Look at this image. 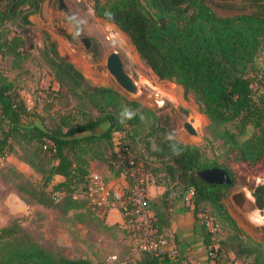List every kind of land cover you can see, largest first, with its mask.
<instances>
[{
    "label": "trees",
    "instance_id": "1",
    "mask_svg": "<svg viewBox=\"0 0 264 264\" xmlns=\"http://www.w3.org/2000/svg\"><path fill=\"white\" fill-rule=\"evenodd\" d=\"M43 1L0 0V58H18L24 46L7 24L29 26V18L40 11ZM216 6L233 13H216L208 0H91L93 15L125 35L140 62L158 81L179 86L184 99L192 97L209 123L211 136L221 142L222 157L264 168V0L236 4L221 0ZM40 59L56 86L47 88L45 95L70 96L79 107L89 106L97 115L73 125L62 120L51 130L24 126L21 121L28 111L12 83L0 74V159L12 150V143L31 144L34 161L25 163L39 175L38 181L18 186L25 194L24 202L29 199L43 208H55L61 215L82 208L87 203L89 163H104L108 170V160L114 155L111 132L121 131L135 161L139 163L133 143H138L158 164L155 170L162 173L164 186L141 164L149 184L163 187L158 205L154 198L149 199L150 207H156L155 225L160 234L167 224L171 194L179 192V198L189 195L185 210L205 249L204 264H264V244L252 243L246 248L225 209L223 200L234 184L225 165L209 161L197 147L177 141L166 114L156 115L113 88L92 85L58 54L45 33ZM101 126L104 129L97 132ZM45 141L52 149L43 148ZM211 168L222 169L231 184H208L196 176ZM55 177L59 180L53 182ZM248 192L261 209L264 184L254 185ZM74 195L80 199L75 200ZM204 206L210 208L207 215L200 211ZM21 221L23 218H15L0 228V264H93L51 254L31 239ZM218 223L230 235L215 242ZM137 264H173V259L142 255Z\"/></svg>",
    "mask_w": 264,
    "mask_h": 264
},
{
    "label": "rangeland",
    "instance_id": "2",
    "mask_svg": "<svg viewBox=\"0 0 264 264\" xmlns=\"http://www.w3.org/2000/svg\"><path fill=\"white\" fill-rule=\"evenodd\" d=\"M208 1L220 15L233 13V10L224 11L216 6L221 0ZM224 1L236 4L239 0ZM61 3L63 8L59 7L58 0H44L40 11L29 18V26L15 28L7 24L8 29L24 42L18 58H0V74L12 83L28 111L21 124L51 130L62 120L73 125L97 115L89 106L79 107L70 96H55L53 93L45 95L44 87L56 89L55 82L51 81V75L40 59L42 36L45 33L55 43L58 54L72 63L92 85L113 88L128 101H135L156 115L166 114L177 141L195 146L203 158L225 165L234 182L223 200L225 209L240 230L239 237L246 248L252 243L264 244V204L259 210L253 208L242 214L230 201L234 192L244 190L248 193V188L264 184V168L259 164L249 166L222 157L221 142L211 136L209 123L197 111L192 97L188 95L184 99L179 86L158 81L140 62L125 35L112 24L93 15L91 0H61ZM83 41L88 47H85ZM110 52H116L120 56L124 71L138 88L136 96L122 92L105 70V58ZM261 86L264 89V79ZM185 122L191 124L195 136L186 135L183 130ZM104 127L101 126L96 131H101ZM12 144V150L0 159V228L7 226L15 218H23L22 229L34 242L55 256L69 260L87 259L93 264H137L142 255L136 258L125 246L118 216L114 211L96 210L86 203L78 210L61 215L55 208H43L29 199L27 203L24 202L25 194L18 186L38 181L39 175L25 163L34 161L31 157L33 146ZM133 147L139 163L151 171L155 181L161 184L162 173L155 170L158 169V164L146 155L140 144L133 143ZM105 167L106 164L95 161L90 172L105 176ZM58 180L55 177L53 182ZM162 192L163 187L149 184V199L154 198L155 205H158L157 200ZM178 196L179 192L171 194L166 207L167 224L163 236L178 250V258L173 259V264H190V256L184 254L188 252L180 251L190 247V231H187L190 227H187L186 217L190 218L191 214L185 210L188 206L186 197ZM74 199H80V195H74ZM151 209L154 213L156 207ZM200 211L207 215L210 208L204 206ZM208 220L210 219L205 223ZM207 227H210V223ZM217 227L213 235L215 242L229 237L228 228L219 223ZM202 253L206 255L205 249H202ZM112 257H115L114 261L110 259ZM193 264L204 262L194 260Z\"/></svg>",
    "mask_w": 264,
    "mask_h": 264
},
{
    "label": "built area",
    "instance_id": "3",
    "mask_svg": "<svg viewBox=\"0 0 264 264\" xmlns=\"http://www.w3.org/2000/svg\"><path fill=\"white\" fill-rule=\"evenodd\" d=\"M111 141L114 155L108 160L107 175H89L84 193L87 205L116 213L124 244L136 258L141 255L178 258L175 245L169 243L155 225L156 219L149 205L147 173L135 161L123 132L112 131ZM43 148L52 149V144L45 141ZM188 198L189 195L185 198L187 203ZM208 223L210 220L206 225ZM110 259L114 261L115 257Z\"/></svg>",
    "mask_w": 264,
    "mask_h": 264
},
{
    "label": "water",
    "instance_id": "4",
    "mask_svg": "<svg viewBox=\"0 0 264 264\" xmlns=\"http://www.w3.org/2000/svg\"><path fill=\"white\" fill-rule=\"evenodd\" d=\"M59 7H62L61 0H58ZM104 68L107 73L110 75L114 84L125 94L130 96H136L138 92V88L134 82V80L124 71L122 66V62L120 56L116 52H110L106 58L104 63ZM183 130L188 136H195V131L192 128L190 123H183ZM196 176L208 183L214 185H227L231 184L230 178L228 175L219 168H211L198 171ZM230 201L232 205L242 214L248 213L251 209L256 208L254 204V200L251 197L250 193L240 190L234 192L230 196Z\"/></svg>",
    "mask_w": 264,
    "mask_h": 264
},
{
    "label": "crops",
    "instance_id": "5",
    "mask_svg": "<svg viewBox=\"0 0 264 264\" xmlns=\"http://www.w3.org/2000/svg\"><path fill=\"white\" fill-rule=\"evenodd\" d=\"M94 165H95V161H92L89 163V171L94 167ZM105 169H106V167H105ZM105 171L107 172V170H105ZM186 222H187V227H190L187 230V231H190V247L189 248L186 247L184 249V251H180V252H182V253H184L185 251L188 252V253H184V254L190 256V264H193L194 260H198V261L202 260L205 263V255L202 253V249H204V248L201 245L200 238L197 234V231L194 230L192 217L191 216H190V218L186 217ZM188 233H185V234H188Z\"/></svg>",
    "mask_w": 264,
    "mask_h": 264
},
{
    "label": "flooded vegetation",
    "instance_id": "6",
    "mask_svg": "<svg viewBox=\"0 0 264 264\" xmlns=\"http://www.w3.org/2000/svg\"><path fill=\"white\" fill-rule=\"evenodd\" d=\"M83 43H84L85 47H88V44L86 42L83 41Z\"/></svg>",
    "mask_w": 264,
    "mask_h": 264
}]
</instances>
